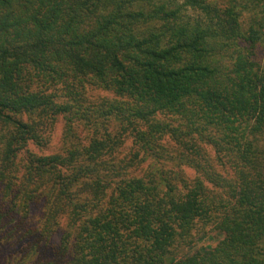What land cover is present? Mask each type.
Instances as JSON below:
<instances>
[{
  "label": "trees",
  "instance_id": "obj_1",
  "mask_svg": "<svg viewBox=\"0 0 264 264\" xmlns=\"http://www.w3.org/2000/svg\"><path fill=\"white\" fill-rule=\"evenodd\" d=\"M8 258L264 264V0H0Z\"/></svg>",
  "mask_w": 264,
  "mask_h": 264
},
{
  "label": "rangeland",
  "instance_id": "obj_2",
  "mask_svg": "<svg viewBox=\"0 0 264 264\" xmlns=\"http://www.w3.org/2000/svg\"><path fill=\"white\" fill-rule=\"evenodd\" d=\"M60 127H62V124L60 123L59 124V131H58V133L54 136V141H53V143H54V147H55V149L58 147V144H59V142H60V136H61V129H60ZM54 147L51 149V150H46L45 152H47V153H51V152H54L55 151V149H54ZM58 149V148H57ZM190 175H192V172H191V174ZM204 240V239H203ZM203 240H200L201 241V244L202 243H205V244H208V243H210V242H208V241H203ZM33 252L30 254V258H33ZM11 260H13V258H8L5 262L8 264V262L9 261H11ZM15 261H11L10 262V264H15L14 263ZM17 263V262H16ZM27 264H29V262H27Z\"/></svg>",
  "mask_w": 264,
  "mask_h": 264
}]
</instances>
